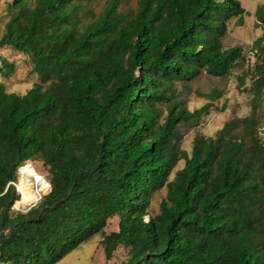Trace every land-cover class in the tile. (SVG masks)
Segmentation results:
<instances>
[{
	"label": "trees",
	"instance_id": "obj_1",
	"mask_svg": "<svg viewBox=\"0 0 264 264\" xmlns=\"http://www.w3.org/2000/svg\"><path fill=\"white\" fill-rule=\"evenodd\" d=\"M87 1H6L0 48L27 55L38 80L24 94L0 80V263L56 264L100 235L107 257L125 249L122 264H264V0L253 62L223 43L228 22L249 13L239 0H138L131 11L105 0L99 14ZM0 60L7 78L15 65ZM237 66L248 114L184 149L181 124L222 91L200 93L209 102L190 111L177 81ZM35 159L50 191L16 211L12 182Z\"/></svg>",
	"mask_w": 264,
	"mask_h": 264
},
{
	"label": "rangeland",
	"instance_id": "obj_2",
	"mask_svg": "<svg viewBox=\"0 0 264 264\" xmlns=\"http://www.w3.org/2000/svg\"><path fill=\"white\" fill-rule=\"evenodd\" d=\"M6 1L11 0H0V37L5 31V24L9 17ZM137 1L138 0H125L121 8L123 10H134L137 7ZM239 1L249 13L245 14L243 25H237V17L232 18L228 22V31L223 37V43L227 47L236 45L242 46L244 48L245 58L253 62L255 57L251 47L254 40L262 33L261 28L256 26L254 12L262 0ZM104 5L105 0L87 1V8L94 10L97 14L102 11ZM0 55L5 56L15 65V69L9 77L6 78L0 75V80L5 83L6 89L19 94L26 93V91L38 80L36 74L32 70L30 58L8 47L0 48ZM242 71L243 68L237 66L233 68L228 75L223 77H214L202 71L199 76L189 82L177 81L176 85L179 89V95L177 97L184 101L186 107L190 111L198 109L209 102L207 98L200 96V93H209L212 89H219L222 91L221 97L214 101V106L210 109L209 113L203 115L196 124L194 122L181 124V133L183 136L182 147L184 149L191 151L192 139L196 134L202 133L207 136H213L227 120L235 116H244L248 114L249 100L251 97L250 91L248 90L250 84H247V89L245 87H238L237 77ZM167 103L168 102L162 104L163 112L161 120L168 114ZM181 166H183V162H180L177 168ZM20 173L24 174L30 181L34 180V186L39 193L37 200L41 195L43 196L50 191V174L48 168L43 164V161L39 159L28 160L21 167L20 171H17V179L12 184H14L18 193ZM164 196L165 189L161 190L153 198L149 209L151 215L158 214L159 204ZM30 207H32V205L22 201V197L21 200L16 202V207L15 203L13 205V209L16 211H27ZM147 219L148 216H146V220ZM118 222L119 219L117 217L110 219L106 232L110 233L111 231L118 230ZM101 241L102 237L100 235L95 236L89 242L71 251L56 264H122L126 259L125 249L118 248L113 252L111 257H107Z\"/></svg>",
	"mask_w": 264,
	"mask_h": 264
},
{
	"label": "bare ground",
	"instance_id": "obj_3",
	"mask_svg": "<svg viewBox=\"0 0 264 264\" xmlns=\"http://www.w3.org/2000/svg\"><path fill=\"white\" fill-rule=\"evenodd\" d=\"M21 167H19L18 171H20ZM18 186H19L18 191L20 193V198L18 200H21V197H22V201H24L25 203H30V205L35 203V201L37 200L39 196V193L34 186V180L30 181L24 176V174L20 173V179L18 182ZM18 200L16 202H18ZM16 202H15V207H16ZM17 208H23V207H17Z\"/></svg>",
	"mask_w": 264,
	"mask_h": 264
},
{
	"label": "built area",
	"instance_id": "obj_4",
	"mask_svg": "<svg viewBox=\"0 0 264 264\" xmlns=\"http://www.w3.org/2000/svg\"><path fill=\"white\" fill-rule=\"evenodd\" d=\"M12 183H13V182H12ZM41 198H42V195L40 196L39 199H41ZM38 201H39V200H38ZM38 201H36L35 203H33V204H32V207H33L34 205H36ZM12 208H13V207H12ZM30 208H31V207H30ZM30 208H28L27 210H29ZM24 212H25V211H24Z\"/></svg>",
	"mask_w": 264,
	"mask_h": 264
},
{
	"label": "water",
	"instance_id": "obj_5",
	"mask_svg": "<svg viewBox=\"0 0 264 264\" xmlns=\"http://www.w3.org/2000/svg\"><path fill=\"white\" fill-rule=\"evenodd\" d=\"M51 186V185H50Z\"/></svg>",
	"mask_w": 264,
	"mask_h": 264
}]
</instances>
